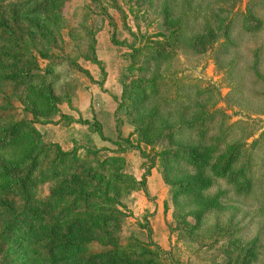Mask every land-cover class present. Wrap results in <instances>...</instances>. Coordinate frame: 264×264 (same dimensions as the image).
I'll return each mask as SVG.
<instances>
[{"label":"rangeland","instance_id":"374dc122","mask_svg":"<svg viewBox=\"0 0 264 264\" xmlns=\"http://www.w3.org/2000/svg\"><path fill=\"white\" fill-rule=\"evenodd\" d=\"M20 120L47 156L0 184V264H264V0H0Z\"/></svg>","mask_w":264,"mask_h":264},{"label":"trees","instance_id":"16d2710c","mask_svg":"<svg viewBox=\"0 0 264 264\" xmlns=\"http://www.w3.org/2000/svg\"><path fill=\"white\" fill-rule=\"evenodd\" d=\"M46 3V2H45ZM44 3V4H45ZM20 70L17 73H22ZM24 73V72H23ZM22 73V74H23ZM27 77L31 78L33 76L32 72L25 71ZM6 75V74H3ZM40 92V91H39ZM31 92L32 93V100L34 102L39 101L42 97H44L41 92ZM26 121L20 120L15 121L11 124H9L3 136L0 138V149L4 148L7 145H12V148L17 151V157L18 162H23L21 166L11 165V166H5L3 164H0V184H4L5 186H10L13 184H20L24 185L26 178L28 177V174L35 168L36 165H41L43 161L42 156H47L46 150L48 145L40 138H34L33 134L30 133V129H26L23 126H25ZM27 127V126H25ZM30 130V131H29ZM98 132L99 135L101 134V130L98 128H94ZM214 147V146H213ZM215 149L217 147H214ZM182 149V148H181ZM71 152V150H60L57 149L53 152L50 159L47 160V163L52 164L55 163V160H60V155H67ZM181 155H187L189 160L191 161H201L200 157L195 153L191 152L190 150L181 151ZM230 157V155H228ZM199 159V160H198ZM229 159L228 157L226 158ZM224 160L223 163H226L227 160ZM147 171V170H146ZM242 166L240 165L236 171V175L242 174ZM22 172V176H17L18 173ZM147 172H144L142 174V183L144 180V176ZM18 177H20L18 179ZM18 179V180H17ZM3 185V186H4ZM101 221H105L107 218H98Z\"/></svg>","mask_w":264,"mask_h":264}]
</instances>
